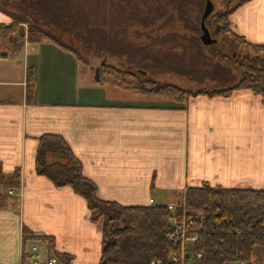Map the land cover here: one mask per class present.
<instances>
[{
    "label": "crops",
    "instance_id": "1",
    "mask_svg": "<svg viewBox=\"0 0 264 264\" xmlns=\"http://www.w3.org/2000/svg\"><path fill=\"white\" fill-rule=\"evenodd\" d=\"M10 22L0 11V24ZM229 23L247 42L264 44V0L242 5ZM19 54L17 71L6 67L11 52L0 56V162L5 172L21 170L18 210L0 209V264H21L22 226L53 237L57 252L73 256L71 264H98L100 258L101 234L85 200L34 171L43 134L63 136L98 198L123 206L171 205L186 187L202 182L264 189V103L251 91L197 96L182 110L108 96V84L91 85L77 56L50 40L25 43ZM28 69L35 81L30 103ZM35 242L24 253L33 254L29 244ZM47 253L35 256L34 264L54 258Z\"/></svg>",
    "mask_w": 264,
    "mask_h": 264
},
{
    "label": "trees",
    "instance_id": "2",
    "mask_svg": "<svg viewBox=\"0 0 264 264\" xmlns=\"http://www.w3.org/2000/svg\"><path fill=\"white\" fill-rule=\"evenodd\" d=\"M41 1L0 0V11L11 18L9 24H0V41L8 40L12 45L10 52L14 55L25 43L50 40L86 63L76 45L65 44L59 34L69 32L66 24H75V16L68 18L56 0H51L50 6L47 0H43L44 6ZM210 1L218 6V10H213L205 20L210 35L212 31L215 35L227 36L232 43L248 51V54L233 59L240 71V77L234 84L208 90L183 89L169 83H158L124 64H109L104 55L100 56L101 61L96 66L99 68L97 82L113 84L140 95L167 97L182 110L186 109L191 98H226L238 90H250L264 103V44L247 42L231 30L229 23V17L251 0ZM34 87V75L28 69L25 77L27 103L31 102ZM37 141L35 173L48 179L56 188H70L85 200L89 220L101 234L98 264H151L153 261L157 264H250L255 247L260 248V264H264V189L224 188L202 182L179 193L171 210L168 205L160 204L123 206L98 198L96 184L83 175L81 161L63 136L43 134ZM20 189V168L5 172L0 162V209L18 210ZM182 220L188 225L185 243L170 239ZM193 236L196 239L188 241ZM32 241L52 251L58 264H71L73 256L57 252L53 237L34 234L25 226H22L21 264L30 256L24 253V247Z\"/></svg>",
    "mask_w": 264,
    "mask_h": 264
},
{
    "label": "rangeland",
    "instance_id": "3",
    "mask_svg": "<svg viewBox=\"0 0 264 264\" xmlns=\"http://www.w3.org/2000/svg\"><path fill=\"white\" fill-rule=\"evenodd\" d=\"M56 1L68 18L75 16V24H66L69 32L59 34L65 44L76 45L86 60L83 65L89 73L85 78L91 85L98 83L93 71L101 61L100 56L104 55L107 63L124 64L158 83L190 90L221 88L234 84L240 77L233 59L248 54L244 47L232 43L227 36L215 35L212 31L210 36L216 42H201L200 17L208 0ZM47 4L50 6L51 0H47ZM41 5L44 6L45 1L42 0ZM213 7L214 11L218 10L215 2ZM11 46L8 40L0 41V56H8ZM13 56L6 67L16 68V63L23 61L22 54ZM105 89L109 91L108 96L126 101L175 102L163 96L132 93L113 84L106 85ZM31 244L29 251L35 256L41 259L47 256L42 244ZM32 246L36 251L31 250ZM251 262L260 264L259 247L253 250Z\"/></svg>",
    "mask_w": 264,
    "mask_h": 264
},
{
    "label": "water",
    "instance_id": "4",
    "mask_svg": "<svg viewBox=\"0 0 264 264\" xmlns=\"http://www.w3.org/2000/svg\"><path fill=\"white\" fill-rule=\"evenodd\" d=\"M213 4L211 1H207L204 9L202 11L201 17H200V30H201V35H200V40L204 44H212L216 42V39L211 38L209 30L207 29L205 25V20L206 18L213 12ZM6 54H4L5 56ZM94 76L95 80L97 81L99 78V68L96 67L94 70Z\"/></svg>",
    "mask_w": 264,
    "mask_h": 264
},
{
    "label": "built area",
    "instance_id": "5",
    "mask_svg": "<svg viewBox=\"0 0 264 264\" xmlns=\"http://www.w3.org/2000/svg\"><path fill=\"white\" fill-rule=\"evenodd\" d=\"M150 202H152V200H150ZM173 205H168V209H172ZM190 225V223H189ZM188 229V225L187 223H185V220H182L181 225L177 226L175 228V230L173 231V233L170 236V239H178L180 240L181 243H185L187 242V239H185V232ZM196 239L195 236L190 237V239L188 241H194ZM32 251H36V247H32ZM35 255L34 254H30V256L28 257V264H34L35 263ZM47 264H57V261L55 258H51L47 261ZM151 264H157V262L153 261L151 262Z\"/></svg>",
    "mask_w": 264,
    "mask_h": 264
}]
</instances>
